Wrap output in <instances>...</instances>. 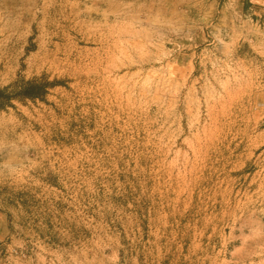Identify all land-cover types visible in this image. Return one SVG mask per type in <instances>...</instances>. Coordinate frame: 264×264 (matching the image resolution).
<instances>
[{
    "label": "rangeland",
    "instance_id": "1",
    "mask_svg": "<svg viewBox=\"0 0 264 264\" xmlns=\"http://www.w3.org/2000/svg\"><path fill=\"white\" fill-rule=\"evenodd\" d=\"M0 91V264H264V2L0 0Z\"/></svg>",
    "mask_w": 264,
    "mask_h": 264
},
{
    "label": "trees",
    "instance_id": "2",
    "mask_svg": "<svg viewBox=\"0 0 264 264\" xmlns=\"http://www.w3.org/2000/svg\"><path fill=\"white\" fill-rule=\"evenodd\" d=\"M44 85L43 84H28L27 86H22L20 93L26 97H39L42 95L43 89H41ZM3 92L0 91V94Z\"/></svg>",
    "mask_w": 264,
    "mask_h": 264
},
{
    "label": "bare ground",
    "instance_id": "3",
    "mask_svg": "<svg viewBox=\"0 0 264 264\" xmlns=\"http://www.w3.org/2000/svg\"><path fill=\"white\" fill-rule=\"evenodd\" d=\"M251 2H253V3H263L264 0H251Z\"/></svg>",
    "mask_w": 264,
    "mask_h": 264
},
{
    "label": "crops",
    "instance_id": "4",
    "mask_svg": "<svg viewBox=\"0 0 264 264\" xmlns=\"http://www.w3.org/2000/svg\"><path fill=\"white\" fill-rule=\"evenodd\" d=\"M264 129V128H263Z\"/></svg>",
    "mask_w": 264,
    "mask_h": 264
}]
</instances>
